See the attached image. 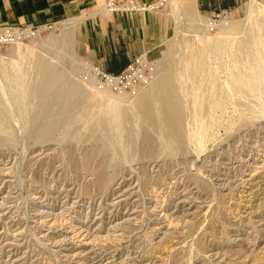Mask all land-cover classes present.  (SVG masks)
<instances>
[{
    "label": "rangeland",
    "instance_id": "obj_1",
    "mask_svg": "<svg viewBox=\"0 0 264 264\" xmlns=\"http://www.w3.org/2000/svg\"><path fill=\"white\" fill-rule=\"evenodd\" d=\"M197 10L156 11L135 97L98 90L78 18L0 46V264H264V0L214 34ZM163 88L180 149L136 112L145 96L162 119Z\"/></svg>",
    "mask_w": 264,
    "mask_h": 264
},
{
    "label": "crops",
    "instance_id": "obj_2",
    "mask_svg": "<svg viewBox=\"0 0 264 264\" xmlns=\"http://www.w3.org/2000/svg\"><path fill=\"white\" fill-rule=\"evenodd\" d=\"M106 0H0V25H37L80 19L86 43L92 45V64L111 74L124 70L135 56L148 50L158 35L156 11L111 14ZM152 4L159 0H137ZM192 1V0H191ZM244 0H193L206 14L240 7ZM197 10V11H198Z\"/></svg>",
    "mask_w": 264,
    "mask_h": 264
},
{
    "label": "built area",
    "instance_id": "obj_3",
    "mask_svg": "<svg viewBox=\"0 0 264 264\" xmlns=\"http://www.w3.org/2000/svg\"><path fill=\"white\" fill-rule=\"evenodd\" d=\"M165 2L166 0H159L152 4H144L137 0H106L105 9L111 14L158 11ZM231 12V9H227L212 13L206 20L207 31L214 34L220 27L227 28L231 24ZM57 25V22L37 25H0V46L24 43L56 29ZM91 73L98 90L118 95L129 94L133 97L153 84L158 75L155 64L142 55L135 56L129 65L118 74L107 73L99 67H93Z\"/></svg>",
    "mask_w": 264,
    "mask_h": 264
},
{
    "label": "bare ground",
    "instance_id": "obj_4",
    "mask_svg": "<svg viewBox=\"0 0 264 264\" xmlns=\"http://www.w3.org/2000/svg\"><path fill=\"white\" fill-rule=\"evenodd\" d=\"M232 18L231 20L233 21V14L231 15ZM243 45V44H242ZM246 45V44H245ZM244 45V46H245ZM248 46V45H247ZM246 48V47H244ZM249 48V46H248ZM247 48V50H248ZM244 50V49H243ZM242 55V54H241ZM238 57V56H237ZM251 57V56H250ZM241 60V59H240ZM189 64V62H188ZM190 65V64H189ZM38 68V67H37ZM190 68V66H189ZM195 68V67H194ZM193 68V69H194ZM246 72V71H245ZM243 72V73H245ZM57 71L55 70L54 67H49V66H44L43 68H41V70L39 71V80H40V83H43L45 84L46 82L48 83L49 79L51 77H54V78H58L59 76H57ZM60 74V73H59ZM240 74V72H239ZM52 78V79H54ZM60 79V78H59ZM168 79V78H167ZM51 80V79H50ZM165 80V78H164ZM53 83H54V80H52ZM51 81V83H52ZM163 81V80H162ZM166 82V81H164ZM161 85V84H160ZM165 85V84H164ZM48 86V85H46ZM53 86V85H52ZM163 87V85H162ZM168 88V87H167ZM173 88V87H172ZM164 89V88H163ZM157 90V88H156ZM177 91V90H176ZM155 93V91H154ZM164 93H165V102H164V106H163V113H162V116L163 118L162 119H156V116L154 115L153 111L151 110L150 108V102H149V99L147 97H141L137 102V105H136V112H137V115H138V118L141 122H144V123H147L149 124L150 126L154 127V128H159L158 126L160 125L161 128L159 129H162L163 131H165L167 133V136L169 137V139L173 142L174 146L176 149H180L181 146H182V143H181V106H180V103L177 99V96L175 95L174 91L172 89H164ZM163 93V94H164ZM73 94H77L76 92H73ZM150 94V93H149ZM156 94L157 91H156ZM162 94V93H161ZM78 96V95H77ZM159 96V94L157 95ZM163 96V95H162ZM161 96V97H162ZM153 97V96H152ZM179 97V96H178ZM57 98V97H56ZM160 98V97H159ZM158 98V100H159ZM180 99V98H179ZM46 100V99H45ZM155 103V102H154ZM159 104V102H158ZM68 106V105H67ZM162 106V105H161ZM154 108V106H153ZM70 110V109H69ZM154 110V109H153ZM189 110V109H188ZM122 114V113H121ZM116 115V114H115ZM158 115V114H157ZM59 116V115H58ZM120 116V115H119ZM118 116V117H119ZM122 116V115H121ZM128 117V116H126ZM125 117V118H126ZM158 117V116H157ZM127 122H130L127 121ZM58 121L57 122H52L50 123L49 125H47L46 127H44V129L41 131L42 135L40 136L41 138L42 137H46L48 134H50L54 128H56V125H57ZM206 128V127H205ZM131 142V141H130ZM169 147V146H168Z\"/></svg>",
    "mask_w": 264,
    "mask_h": 264
}]
</instances>
